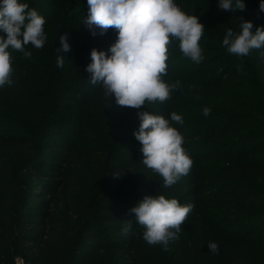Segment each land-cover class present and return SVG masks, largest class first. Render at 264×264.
<instances>
[{
  "label": "trees",
  "instance_id": "1",
  "mask_svg": "<svg viewBox=\"0 0 264 264\" xmlns=\"http://www.w3.org/2000/svg\"><path fill=\"white\" fill-rule=\"evenodd\" d=\"M54 1L55 8L27 2L47 15L46 41L41 49L25 46L30 58L9 49L13 83L0 87V264H15L14 254L24 251L33 264H117L125 255L123 264H143L145 229L129 214L142 200L136 193L179 194L181 205L192 206L176 239L187 252L176 264H264V48L239 57L222 44L228 29L240 31L241 17L253 23V32L264 27L259 5L243 0L244 10L225 11L218 0H200L194 15L205 28L202 66L191 67L199 62L185 56L178 66L167 65L164 81H180V89L163 103L134 109L117 105L101 83L89 80L92 49L105 51L109 42L84 23L87 0L71 1L76 8L70 11L65 0ZM61 35L68 52H57ZM204 107L211 109L207 117ZM141 111L168 119L194 162L169 188L142 164L134 136ZM172 112L182 116V125L171 121ZM208 159L235 161L219 164L210 188L202 180L208 172L201 163ZM37 171L43 182H34ZM209 242L219 245L217 253ZM111 253L118 259L106 260Z\"/></svg>",
  "mask_w": 264,
  "mask_h": 264
},
{
  "label": "clouds",
  "instance_id": "2",
  "mask_svg": "<svg viewBox=\"0 0 264 264\" xmlns=\"http://www.w3.org/2000/svg\"><path fill=\"white\" fill-rule=\"evenodd\" d=\"M88 16L84 23L95 36V29L105 34L109 29L117 31V39L105 51L92 49L91 62L86 71L90 82L101 83L105 96L115 97L122 107L140 109L146 102H165L174 90L180 89V81L166 83L169 45L173 39L179 41V49L185 57L194 62L203 59L200 40L204 25L195 15H188L174 0H87ZM221 10H244L243 0H218ZM264 12V0L259 5ZM45 19L35 9H30L21 0H0V87L11 85L12 55L9 49L23 53L31 44L43 48L46 36ZM253 23L241 17L240 31L228 29L222 44L230 54L248 56L253 49L264 48V27L252 31ZM61 48L57 52H68L67 36L59 37ZM264 57V52H261ZM64 57L57 56V66L63 67ZM203 115L209 116L211 109L203 108ZM140 125L134 132L142 145V164L163 178V187L175 185L186 176L193 161L183 147L184 137L162 115L149 111L138 112ZM171 121L183 124V118L171 113ZM117 172L114 175H119ZM191 205H181L177 199L165 195L145 196L129 210L135 222L145 229L143 239L150 245H162L164 250L170 241L179 239L181 225L186 221ZM133 219L126 220L124 231L132 229ZM211 253H217L219 245L208 243Z\"/></svg>",
  "mask_w": 264,
  "mask_h": 264
},
{
  "label": "rangeland",
  "instance_id": "3",
  "mask_svg": "<svg viewBox=\"0 0 264 264\" xmlns=\"http://www.w3.org/2000/svg\"><path fill=\"white\" fill-rule=\"evenodd\" d=\"M28 1H30V0H21L22 3H27ZM71 1H73V0H65L63 2L64 5L62 4V6H64L65 11H70L71 8L73 7L72 4L74 2H76L74 4H78L76 0L73 1V3H70ZM189 1H191V2H189ZM31 2H37L40 4H49L52 8H55V1L54 0H31ZM174 2L186 14L194 15V14H196L195 12H196V9L200 3V0H199V2L197 0H193V1L192 0H174ZM80 3L84 4V1H80ZM249 3H251V5L253 7L258 8V5H260L261 0H251V2H249ZM28 5H29V8L31 9L32 8L31 3H29ZM75 8L73 7V9H75ZM40 14H43V16H47L44 11L40 12ZM115 37H117V36L112 35L111 37H107L106 35H98L99 39H103L106 42H109L108 46L105 49L106 53H109L108 49L110 48V46L112 44L115 43V41L117 39ZM177 45H179V41L176 39H173L172 43L169 46L171 48H174ZM178 49H179V46H177L173 52L168 51V61L166 63H167V65H170V66L172 65L173 68H174V66L179 65L178 63L181 62V58L184 59V57H183L184 55H181V56L176 55V52H178L180 54V51ZM203 61H204V59H202V61H200L199 63L191 62L190 65H191V67H195V66L200 67V66H202ZM0 132H1V129H0ZM231 162H235V161L231 160V159H225V160H209L208 159V160H205L204 162L201 163L202 169L204 171L208 172V175L206 177L205 176L202 177V180H204L203 182H205V184L207 185L208 188H210L211 184H213V182H214L213 179H215V175L219 174L218 171L221 168H223L224 165L231 163ZM221 163L223 164V166L219 167V164H221ZM192 165H194V162ZM156 175L159 176L157 173H156ZM31 176H33V173ZM41 177L42 176H41L39 171L35 172L34 182L36 179L38 180ZM137 179H139V177ZM45 180H47V179H45ZM41 182H43V177L41 178ZM36 186H38L37 187V189H38L40 186L39 183H36L35 185H33V187H36ZM135 195L140 196V198H142V199L145 197L144 195H140L139 193H136ZM181 196L182 195H179V194H177V195L176 194L165 195V197L169 198V199H172V198L178 199ZM132 207H135V205L133 204ZM190 213H191V211H190ZM186 247H187V245L182 247L178 241L172 240L169 242V244L167 246V250H164V246L159 245V244L150 245L143 239V244L141 245V248H140V259L142 260L143 264H173V263L176 264V263L182 261L183 259H185L184 257H185ZM19 256L33 260L32 255L29 254L28 252L24 251V252H18V253L14 254V262H15V259ZM117 257H118L117 253H111V255L110 254L107 255L106 260H108V259L113 260V259H116ZM128 258H129L128 255H125V257H122V259H120V257H119V262H117V264H121V262H122V264L128 262ZM130 260H132V257H130ZM251 261H252V259H251ZM235 263H236V261H233V264H235Z\"/></svg>",
  "mask_w": 264,
  "mask_h": 264
},
{
  "label": "built area",
  "instance_id": "4",
  "mask_svg": "<svg viewBox=\"0 0 264 264\" xmlns=\"http://www.w3.org/2000/svg\"><path fill=\"white\" fill-rule=\"evenodd\" d=\"M15 264H33V263L27 260L25 257L19 256L15 259Z\"/></svg>",
  "mask_w": 264,
  "mask_h": 264
}]
</instances>
